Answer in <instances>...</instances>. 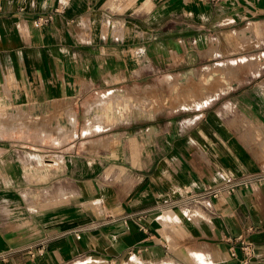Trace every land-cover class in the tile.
I'll use <instances>...</instances> for the list:
<instances>
[{"label": "crops", "instance_id": "obj_1", "mask_svg": "<svg viewBox=\"0 0 264 264\" xmlns=\"http://www.w3.org/2000/svg\"><path fill=\"white\" fill-rule=\"evenodd\" d=\"M200 70L201 103L91 119ZM0 264H264V0H0Z\"/></svg>", "mask_w": 264, "mask_h": 264}, {"label": "rangeland", "instance_id": "obj_2", "mask_svg": "<svg viewBox=\"0 0 264 264\" xmlns=\"http://www.w3.org/2000/svg\"><path fill=\"white\" fill-rule=\"evenodd\" d=\"M232 69L236 70V66L225 64L213 71L226 73ZM207 71L213 72L210 68ZM209 75L200 70L186 80H169L164 86H155L148 92L140 91L137 96L129 93L118 97L111 92L91 114V119L104 127L120 121L151 118L164 108H179L201 103L203 99H208L205 97V90L211 88ZM126 129V131L129 130V128Z\"/></svg>", "mask_w": 264, "mask_h": 264}, {"label": "built area", "instance_id": "obj_3", "mask_svg": "<svg viewBox=\"0 0 264 264\" xmlns=\"http://www.w3.org/2000/svg\"><path fill=\"white\" fill-rule=\"evenodd\" d=\"M51 19L50 18H38L37 20L34 21L35 25H39L42 24L44 22H47ZM236 180V178L233 177H229L227 178L224 186H220L217 188H210L211 190V195L216 197L218 196L220 193H222V191H224L225 189L229 190V191H234L235 186L233 185V182ZM187 192V191H186ZM188 196L186 197V201H185V206H187V213H189L192 208H194L195 206H197L198 204L201 203L203 196L199 195L198 193H192V192H187ZM237 241L240 242L241 246V252L243 253V256H241V260L244 263H249L252 258L254 257L255 254V250H254V245L252 242H250L249 240L246 239V232L243 234H240L237 237ZM231 253L233 256L238 257V251L236 249V247H232L231 248Z\"/></svg>", "mask_w": 264, "mask_h": 264}, {"label": "bare ground", "instance_id": "obj_4", "mask_svg": "<svg viewBox=\"0 0 264 264\" xmlns=\"http://www.w3.org/2000/svg\"><path fill=\"white\" fill-rule=\"evenodd\" d=\"M123 115V114H122Z\"/></svg>", "mask_w": 264, "mask_h": 264}]
</instances>
